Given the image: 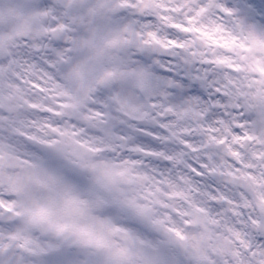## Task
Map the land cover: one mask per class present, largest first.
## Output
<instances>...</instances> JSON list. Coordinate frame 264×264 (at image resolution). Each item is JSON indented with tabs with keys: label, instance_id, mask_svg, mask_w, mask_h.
Returning <instances> with one entry per match:
<instances>
[{
	"label": "snow or ice",
	"instance_id": "snow-or-ice-1",
	"mask_svg": "<svg viewBox=\"0 0 264 264\" xmlns=\"http://www.w3.org/2000/svg\"><path fill=\"white\" fill-rule=\"evenodd\" d=\"M0 264H264V0H0Z\"/></svg>",
	"mask_w": 264,
	"mask_h": 264
}]
</instances>
